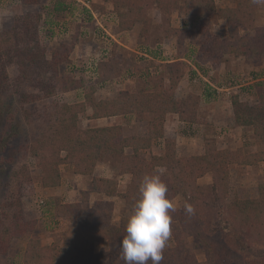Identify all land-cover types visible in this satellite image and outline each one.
I'll list each match as a JSON object with an SVG mask.
<instances>
[{
  "label": "trees",
  "instance_id": "obj_1",
  "mask_svg": "<svg viewBox=\"0 0 264 264\" xmlns=\"http://www.w3.org/2000/svg\"><path fill=\"white\" fill-rule=\"evenodd\" d=\"M21 1L26 6L40 3V0ZM108 1L113 4L120 31H130L139 23L146 27L152 25L147 10L132 0ZM157 4L164 11L181 6L182 12L191 21L212 11L225 20L229 41H222L210 32H202L200 53L208 61L213 59L216 66L224 64L226 56H264V27L259 28L255 24L258 5L251 0H236L235 8L218 10L213 0H159ZM41 19V14L35 18L26 17L0 34V256L7 255L13 240L20 239L27 244L26 264H104L95 252V245L106 242L114 249L111 264H124L120 242L126 235L129 218L122 219L120 225H113L112 202H101L95 209L79 203L58 204V216L76 227L75 237L61 249L43 247L35 223L24 214L21 190L16 192L17 196H12L7 174L15 171L14 166L24 158L32 157L37 160L42 172V186L57 188L62 182L60 167L65 163L73 166L75 174L89 176L99 163L117 159L122 172L132 176L123 195L126 202L135 207L144 176L156 174L167 185L166 198L171 203L178 196H183L185 204H191L195 209L190 215L186 213L184 204L180 210L169 213L172 224H178V228L172 236L174 246L165 248L161 264H264V259L250 260L239 254L235 246L239 243L245 245L247 240L264 245V183L259 186L257 198H235L229 205L234 229L231 234L244 235L240 241L217 227H210L201 206L206 192L196 191L197 188L193 187V182L210 172L214 176L212 198L221 200L230 190V167L264 162V152L245 155L241 149H219L210 142L206 144L202 156L178 157L176 143L165 137L166 116L174 114L178 115L180 122L199 124L196 104L190 98L176 99L163 85H155L153 91L121 90L112 99L96 100L98 84L115 81L125 74L123 63L114 56L95 65L92 70L94 82L89 84V92L82 102L57 104L54 112L45 111L42 115L27 109L26 105L87 86L84 77L76 79L58 74L62 64H70V56L79 44L78 37L72 38V45H62L48 56V51L37 41ZM241 31H246V34H240ZM180 32L176 30L175 35ZM185 33L192 35L187 31ZM13 64L19 69L15 79L8 73V67ZM164 67L171 87L176 86L183 78L180 64L167 63ZM29 86L39 93L28 92ZM12 94L17 96L15 100L11 99ZM258 98L255 104L250 105L234 95L231 102L235 123L251 128L255 138L263 140L264 93H259ZM88 104L91 105L92 120L151 116L147 121L146 135L128 137L121 125L83 129L80 115L87 111ZM38 122V129L30 133L29 126ZM161 140L164 141L161 155H154L150 160L142 158V151L150 150L154 142ZM15 176L19 180L26 178V183H31L26 167L16 171ZM91 193L115 197L117 183L104 178L94 179ZM197 249L203 250L205 263L198 261Z\"/></svg>",
  "mask_w": 264,
  "mask_h": 264
},
{
  "label": "rangeland",
  "instance_id": "obj_2",
  "mask_svg": "<svg viewBox=\"0 0 264 264\" xmlns=\"http://www.w3.org/2000/svg\"><path fill=\"white\" fill-rule=\"evenodd\" d=\"M132 1L147 10L151 26L146 27L139 23L130 31H120L113 4L108 0H40L39 4L33 6H26L21 0H0V34L17 21L26 17L35 18L41 14L37 41L48 51V56L50 52L58 51L62 45H72V38L78 37L79 44L70 56V64H62L58 74L76 79L84 77L87 86L79 91L60 93L53 98L26 105L27 109L42 115L45 111L54 112L57 104L82 102L89 92V84L94 82L92 70L95 65L101 60L109 61L114 56L123 63L125 74L115 81L98 84L96 100L112 99L121 90L153 91L155 85H163V88L173 93L176 99L190 98L196 104V119L199 120V124L182 123L178 115L174 114L166 116L165 137L176 143L178 157L202 156L206 144L210 142L215 143L219 149L233 151L241 149L245 155L264 152V139L255 138L251 128L243 127L241 130L238 128L240 126L233 118L231 102L232 96L238 95L241 102L252 105L258 101L259 93H264V56L259 58L226 56V62L216 66L213 59L208 61L200 53L202 32H210L222 41L230 40L225 20H222L215 11L191 21L182 12L181 6L164 11L157 4L159 0ZM213 2L217 10L236 7V0ZM255 24L259 28L264 27V5L257 6ZM176 30L181 32L175 35ZM185 31L192 35L188 36ZM240 34L244 35L246 31H241ZM247 34L253 35L251 32ZM175 62L180 64L183 78L176 86L171 87L170 77L164 66ZM8 73L15 79L19 74L18 66L14 64L9 66ZM28 92L39 93L32 86H29ZM16 97L12 94L11 99L15 100ZM87 107V111L80 115V126L83 129L121 125L128 137L145 136L147 121L152 118L146 115L92 120L91 105L88 104ZM40 119L41 117L38 121ZM39 125L40 122L29 126V132L36 131ZM163 151L164 141L161 140L154 142L152 148L142 151L141 155L145 160H150L152 156H159ZM25 167L30 172V184L26 183V178L19 180L15 176L16 171ZM14 170L7 173L11 194L13 197L17 196L16 192L21 190L24 214L35 223L37 236L43 247L61 249L75 237L76 227L58 216L56 209L58 204L79 203L83 207L95 209L101 202H112L113 225H120L122 219L129 218L134 212V205L126 202L123 197L132 176L122 172L120 160L99 163L94 173L89 176L75 174L73 166L65 163L60 167L61 185L48 189L42 186V172L36 159L26 157L14 166ZM97 178L115 181L117 196L107 197L104 194L91 193L93 180ZM263 183L264 162H260L256 165H232L230 190L221 200L217 197L212 198L214 176L210 172L193 182V187L197 188L196 191L206 192L201 206L206 212L205 219L210 227H217L225 234H231L234 229L233 218L228 210L229 205L235 198L241 200L257 198L259 186ZM40 202L43 203L41 207ZM185 202L183 196H178L172 204L175 210H180ZM177 226L178 224H171V237L166 248L174 246L172 236ZM231 235L236 241L244 237L239 233ZM26 246L23 240H13L7 255L0 256V264H26ZM235 246L239 254L250 260L264 259V245L260 243L247 240L245 245L239 243ZM95 252L99 254L104 264H111L114 249L108 243H97ZM196 255L200 263L206 262L203 250L197 249Z\"/></svg>",
  "mask_w": 264,
  "mask_h": 264
},
{
  "label": "clouds",
  "instance_id": "obj_3",
  "mask_svg": "<svg viewBox=\"0 0 264 264\" xmlns=\"http://www.w3.org/2000/svg\"><path fill=\"white\" fill-rule=\"evenodd\" d=\"M253 4L264 5V0H251ZM167 185L159 175L144 176L139 187V198L134 212L129 217L126 235L120 242L124 264H161L164 250L171 237L174 205L166 198ZM185 211L194 214L191 204H185Z\"/></svg>",
  "mask_w": 264,
  "mask_h": 264
},
{
  "label": "crops",
  "instance_id": "obj_4",
  "mask_svg": "<svg viewBox=\"0 0 264 264\" xmlns=\"http://www.w3.org/2000/svg\"><path fill=\"white\" fill-rule=\"evenodd\" d=\"M63 6H64V5H63ZM64 8H65V6H64ZM239 98H240V97H239ZM233 118H234V117H233ZM109 119H112V118H109ZM106 120H108V119H106ZM182 123H183V122H182ZM238 128H239V129H240V128L242 129L243 127H238ZM241 129H240V130H241ZM47 189H48V188H47Z\"/></svg>",
  "mask_w": 264,
  "mask_h": 264
},
{
  "label": "built area",
  "instance_id": "obj_5",
  "mask_svg": "<svg viewBox=\"0 0 264 264\" xmlns=\"http://www.w3.org/2000/svg\"><path fill=\"white\" fill-rule=\"evenodd\" d=\"M84 4H85V3H84ZM42 204H43V203H41V202L39 203L40 207H41Z\"/></svg>",
  "mask_w": 264,
  "mask_h": 264
}]
</instances>
